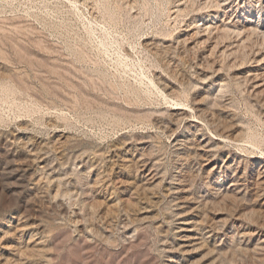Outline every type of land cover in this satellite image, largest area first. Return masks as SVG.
<instances>
[{
  "label": "rangeland",
  "instance_id": "rangeland-1",
  "mask_svg": "<svg viewBox=\"0 0 264 264\" xmlns=\"http://www.w3.org/2000/svg\"><path fill=\"white\" fill-rule=\"evenodd\" d=\"M0 259L264 264V0H0Z\"/></svg>",
  "mask_w": 264,
  "mask_h": 264
},
{
  "label": "bare ground",
  "instance_id": "bare-ground-1",
  "mask_svg": "<svg viewBox=\"0 0 264 264\" xmlns=\"http://www.w3.org/2000/svg\"><path fill=\"white\" fill-rule=\"evenodd\" d=\"M183 229V228H182ZM181 232V231H180ZM185 235V234H184ZM187 236V235H186ZM183 237H185V236H183ZM189 237V236H188ZM182 238V237H181ZM185 239V238H184ZM187 239V238H186ZM189 239H190V237H189ZM189 239H187V240H189ZM193 239V238H192ZM198 239V238H197ZM180 240H183V239H180ZM191 240V239H190ZM29 242H31V241H29ZM183 247V246H182ZM17 249V248H16ZM36 250V249H35ZM26 253V252H25ZM33 254H35V253H33ZM40 255V254H39ZM29 258V257H28ZM1 260V259H0ZM10 260V259H9Z\"/></svg>",
  "mask_w": 264,
  "mask_h": 264
}]
</instances>
